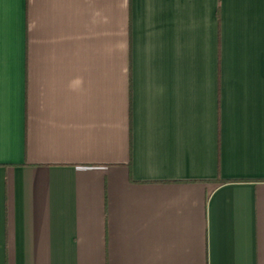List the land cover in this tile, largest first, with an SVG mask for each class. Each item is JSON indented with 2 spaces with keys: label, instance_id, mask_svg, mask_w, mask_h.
<instances>
[{
  "label": "crops",
  "instance_id": "0c3cea01",
  "mask_svg": "<svg viewBox=\"0 0 264 264\" xmlns=\"http://www.w3.org/2000/svg\"><path fill=\"white\" fill-rule=\"evenodd\" d=\"M0 264H264V0H0Z\"/></svg>",
  "mask_w": 264,
  "mask_h": 264
}]
</instances>
